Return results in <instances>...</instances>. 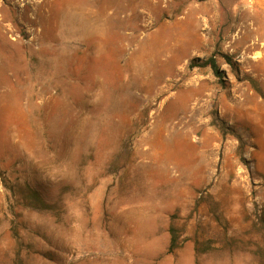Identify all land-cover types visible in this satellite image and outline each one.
<instances>
[{
	"label": "rangeland",
	"instance_id": "1",
	"mask_svg": "<svg viewBox=\"0 0 264 264\" xmlns=\"http://www.w3.org/2000/svg\"><path fill=\"white\" fill-rule=\"evenodd\" d=\"M260 21L0 0V264H264Z\"/></svg>",
	"mask_w": 264,
	"mask_h": 264
},
{
	"label": "trees",
	"instance_id": "2",
	"mask_svg": "<svg viewBox=\"0 0 264 264\" xmlns=\"http://www.w3.org/2000/svg\"><path fill=\"white\" fill-rule=\"evenodd\" d=\"M206 65H209L213 71V73L216 75V76H220V72L218 71L214 61L212 59H210ZM171 233L173 234L172 238H171V242H170V245H169V249H173L174 248V243H175V236H174V230L173 228H171Z\"/></svg>",
	"mask_w": 264,
	"mask_h": 264
},
{
	"label": "bare ground",
	"instance_id": "3",
	"mask_svg": "<svg viewBox=\"0 0 264 264\" xmlns=\"http://www.w3.org/2000/svg\"><path fill=\"white\" fill-rule=\"evenodd\" d=\"M153 3V2H152ZM253 8H254V4H253ZM261 24V25H260ZM260 29L262 30V34H264V25L261 23V21H260ZM259 27V26H258Z\"/></svg>",
	"mask_w": 264,
	"mask_h": 264
}]
</instances>
